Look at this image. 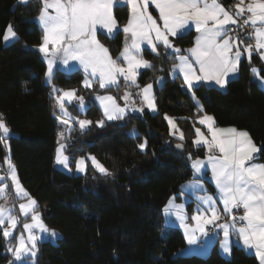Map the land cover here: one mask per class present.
<instances>
[{
    "label": "trees",
    "instance_id": "trees-1",
    "mask_svg": "<svg viewBox=\"0 0 264 264\" xmlns=\"http://www.w3.org/2000/svg\"><path fill=\"white\" fill-rule=\"evenodd\" d=\"M232 1L223 0L227 5ZM41 7L40 0L26 4L0 0V114L16 133L9 138L11 158L23 185L44 210L45 222L62 234L57 243L41 245L40 264H259L255 255L239 245H234L230 258L217 248L207 256L180 255L186 246L184 234L163 223L169 199H181L182 185L194 178L188 154L194 158L205 153L204 147L192 143L202 112L212 114L217 125L247 129L260 147L256 159L264 164V90L251 75L254 64L264 72L259 57L252 54L251 61L244 59L239 75L226 90L202 84L193 89V99L181 87V77L170 75L175 54L160 48L157 55L145 48L143 55L152 67L141 71L139 83L165 77L156 90L158 111L145 109L141 115L107 122L103 127L95 124L101 112L91 101L92 92L81 86L83 73L57 70L55 81L62 88L77 87L85 95L90 103L87 116L93 120L87 130L74 132L68 139L69 154L74 159L92 153L113 173L106 176L88 168L85 174H69L54 165L59 126L55 100L44 80L46 63L37 49L43 31L33 20ZM114 15L119 31L113 37L100 32L99 38L116 58L125 45L128 6L116 5ZM8 24L18 36L5 45ZM193 39L194 31H190L174 42L185 48ZM197 101L202 111H198ZM166 114L176 117L184 140L169 134ZM133 127L136 135L129 133ZM145 139L147 147L141 151L137 145ZM178 142L186 146L184 153L175 147ZM5 151L0 141V161ZM10 259L0 231V264H8Z\"/></svg>",
    "mask_w": 264,
    "mask_h": 264
},
{
    "label": "snow or ice",
    "instance_id": "snow-or-ice-1",
    "mask_svg": "<svg viewBox=\"0 0 264 264\" xmlns=\"http://www.w3.org/2000/svg\"><path fill=\"white\" fill-rule=\"evenodd\" d=\"M18 2L26 4L30 0H18ZM40 2L42 7L36 19L42 25L43 37L39 51L48 61L46 77L51 78L53 64L59 57L65 65L70 60L79 63L85 72L82 82L85 88H92V78L98 81L100 88L118 84L119 78H123L129 86L139 89L135 95L140 97L142 107L134 106L133 93L127 90L122 97L125 101L123 107L111 95L96 96L95 99L99 100L103 107V119L95 121L99 127H103L105 121L124 119L128 111L143 112L144 107L153 111L156 109L153 85L149 83L141 88L137 83L139 70L152 67V62L142 56V43L146 42L150 45L152 52L157 55L159 54L157 42L165 49H173L179 54L181 49L173 46L169 35L176 37L190 24L195 25L198 35L194 45L184 50L189 55H177L178 63L173 64L170 69L174 76L182 74L181 87L189 90L193 99H196V94L191 90L200 82L214 81L215 84L224 87L229 75L238 72L241 57L245 53L249 61L254 51L264 60V0H239L238 3L227 8L221 0H126L131 12L123 32L130 34L131 43H128L129 36L126 35L125 46L115 59L109 54V49L97 39V31L106 30L108 34L119 31L113 13V5L119 0H40ZM150 3L159 11L162 27L148 10ZM229 25H238L241 31L234 32L228 27ZM249 27L252 29L250 32L247 31ZM16 36L13 25L8 24L3 34L4 41L7 42ZM245 39L253 40L254 43L245 44ZM49 46L55 51H50ZM60 53L62 55H59ZM120 61L124 64L119 63ZM252 71L256 73L257 69L253 68ZM157 80H163V77H158ZM261 83L264 84V80ZM52 91L59 93L54 96L59 111L69 117L67 120H62V123L67 125L75 120L81 130L93 123L88 119L72 117L65 107L66 102L76 101L79 109H84V97L76 94L77 89L64 90L53 86ZM129 104L133 106L130 108ZM202 110L203 106L200 105L198 111ZM165 119L169 124V134L178 135V139L184 140V133L176 124V118L165 115ZM198 122L206 126L210 138L200 128H195V139L192 143L196 147H207L209 155L206 160H202L193 159L192 153H189L188 159L191 161L194 174L210 166L218 197L214 198L208 194L197 197L200 204L196 213L191 216L194 224L186 222L188 217L183 211V205L174 204L172 199L166 205L165 211L171 214L175 210L174 214L184 229L188 245L198 243L197 232L207 236V226H214L224 233V239L221 241L222 251L230 253L229 230L232 229L243 246L254 249L260 264H264V164L253 163L254 154L260 149L256 147L247 131L235 127H215L214 118L207 114L199 117ZM131 134H137L135 129ZM9 135L10 129L0 114V141L5 140ZM64 140L63 132L59 133L56 163L68 168L69 158L64 154L67 143L62 142ZM146 147V139L137 145L141 151ZM176 147L183 148V144H177ZM87 159L100 174L113 175L95 156L90 155ZM85 160V157H80L76 161L77 171H86ZM5 162L9 171L7 176H0V198L7 201L9 185L2 181L9 179L15 195L27 198L25 203L19 205L20 213L25 217L31 215V222L23 224L24 231L19 236L13 237V232L20 222L19 218L12 215L11 210L4 204H0L2 235L5 239H16V244L8 247L7 251L13 254L15 261H21L22 257L34 258L37 255V244L45 239V234L47 238L53 239L58 233L48 229L44 224L41 214L35 211L36 200L20 184L8 157L5 158ZM182 187L206 193L203 186L195 181ZM217 199L223 205V213L230 217L228 222L217 223L221 218L220 209L216 204ZM237 209H242L243 214L233 215V211ZM237 221L241 222L239 227ZM34 230H39L40 235ZM9 264H13V261H9Z\"/></svg>",
    "mask_w": 264,
    "mask_h": 264
},
{
    "label": "rangeland",
    "instance_id": "rangeland-1",
    "mask_svg": "<svg viewBox=\"0 0 264 264\" xmlns=\"http://www.w3.org/2000/svg\"><path fill=\"white\" fill-rule=\"evenodd\" d=\"M116 5H117V4H116ZM114 8H115V5H113V13H114ZM50 11H51V10H50ZM38 16H39V15L35 16V17L33 18V20L37 21V22L40 24V22L38 21V19H36ZM114 16H115V15H114ZM40 26H41V28H42V25H41V24H40ZM13 29H14V27H13ZM14 31H15V29H14ZM15 32H16V31H15ZM116 33H117V31L114 32V33L111 34V35L109 34V36H112V37H113V36L116 35ZM17 36H18V35H17ZM17 36H16L15 38H13V39H10V40L7 41V42L4 41V39H3L4 44H5V45H9V44H11L13 41H15V40L17 39ZM97 38H98V40H99V41L105 46V44L100 40V38H99V34H98V33H97ZM128 43H131V39H130V41H128ZM172 44H173V46H174L175 48H178V46L175 45L173 42H172ZM124 46H125V45H124ZM124 46L122 47L121 51L123 50ZM49 47H50V51H55V50L51 49V46H49ZM105 47H106V46H105ZM144 47H145L144 44H141V53H142V56H143L144 59L149 60L147 57H145V55H143ZM147 47L151 49V46L148 45V44H147ZM106 48H107V47H106ZM37 49L39 50V46H38ZM169 50L171 51V49H169ZM172 50H173V49H172ZM121 51H120V52H121ZM109 54H110V52H109ZM40 55H41L42 59L44 60V62L46 63V72H47V70H48V61H47V59L45 58V56H44V54H43L42 52H40ZM59 55H62V53H60ZM110 55H111V54H110ZM111 56H112V55H111ZM112 57H113V56H112ZM49 58H51V57H49ZM113 58L115 59V57H113ZM149 61H150V60H149ZM119 63L124 64L123 61H120ZM144 69H146V68H142V69H140V70H139V73H141V71L144 70ZM57 70H61V71L66 72V73H71V72H74V71L80 70V71L83 73V79H82V82H83V80H84V78H85V72H84L83 68L79 65V63H78L77 61H73V60H70V61L68 62V64L65 65V64H63V63L61 62V60L59 59V57H57L56 60H55V62H54V64H53V72H52V76H51V78H48V77H46V75H45V76H44V80H45L46 84H48V85L50 86V95H51L53 98H54L55 95L59 94V93H53V91H52L53 86H55L57 89H64V90L77 89V93H76V94L79 95V96H83V97H84V101H85V107H84V109H83V110H80L79 107H78V102H76V101H72L71 103L66 102V103H65V107L67 108L68 112L70 113V115H71L72 117H78L79 119H88V120L93 121L90 117L87 116V111H88V109H89V105H90V103H89V101L86 99L85 95H84L83 93H79V88H77V87L62 88V87H61V86L55 81V75H56V73H57ZM46 72H45V73H46ZM139 75H140V74H139ZM139 75H138V77H137V83L140 85L141 88H142L144 85L149 84V83H151V84L153 85L152 91H153V94H154V96H155V102H156V109H155L154 111L151 110V109H148L147 107H144V110L147 109V110H149V111L152 112V113H156V112L158 111L157 101H156V90L162 86V84H163L164 81H165V77H164V75H159V76H157L155 79H152V80L148 81L146 84L141 85V84L139 83ZM171 75H173V74L171 73ZM158 77H163V80H159V81H158V80H157ZM92 79H93V86H92V88H85V87L83 86V83H82V82H81V86H82L86 91L88 90V91H91V92H92V98H91V101H92L94 104H96V106H98V108L100 109L101 117H100L99 119H97L96 121H98V120H100V119H103V107H102V105H101V102H100L99 100L95 99L96 96L111 95V96L115 97V98H116V102H117L118 104H120L121 107H123V106L125 105V101L122 99V97H123V95H124V92L127 90V91L133 93V98L135 99V105H134V106H135V107H142V106H143V104H142V102H141V100H140V97L135 95V93L139 92V89L136 88L135 86H129V85L127 84V82H125V81L123 80V78H119V83H118V84H114V85H111V86L106 87V88H100V87H99V83H98V81H97L95 78H92ZM110 89H112L113 91L110 90ZM54 100H55V99H54ZM200 105H202V104L200 103ZM132 106H133L132 104H129V107H130V108H131ZM142 113H143V112H138V111H128V113H127V115L124 117V119L127 118V117L130 116V115H141ZM166 115L169 116V117H174V116H172V115H170V114H166ZM54 116H55V118H56V120H57V122H58V126H59V130H58V139H59V133L63 132L64 137H65V140L62 141V142H66V143H67V148L65 149V153H64V154L67 155L68 158H69V161H68V163H69V167H68V168H65L63 165H60V164H57V163H56V153H55V158H54V165H55V167L58 168V169H61V170L65 171V172H67V173H69V174H75V175L85 174V173L87 172L88 168H92L93 170L96 171V169L93 167L91 161L87 159L88 156L92 155V156H95V157L97 158L98 161H100V159H99L96 155H94V154H92V153H87V154H85V155H76V156L74 157V159H73L72 156H71V155L69 154V152H68V143H69V142H68V139L73 138V136H74V132H75V133H77V132H83V131L87 130V129L90 127V125H88L84 130H81L80 127H79V124H78L75 120L70 121V124H67V125L64 124V123H62V120H67V119H69V117L64 116V115L59 111L58 107L56 106V102H55V113H54ZM174 118H176V117H174ZM121 120H123V119H121ZM4 121H5V120H4ZM112 121H114V120H112ZM107 122H111V121H105V123H107ZM175 122H176V124L178 125L179 129L183 132V130H182V129L180 128V126H179V123H178L177 119H176ZM6 125H7V123H6ZM104 125H105V124H104ZM7 126H8V125H7ZM8 128L10 129V135H9L5 140H3L6 151H5V155H4L3 159L0 161V176H7V174H8V171H9V169H8V164L5 162V158L8 157V159H10L12 165H13L14 168H15V172H16V174H17V176H18V179H19V181H20V184L23 186L24 189H26V187L23 185V183H22V181H21V179H20V177H19V175H18L17 168H16V166H15V164H14L12 158H11V148H10V144H9V138H10V137H13V136H16V133H15V132H14L9 126H8ZM133 129H135L136 133H138L137 128H136V127H133V128L129 131L130 134H131V132H132ZM203 132H204V131H203ZM204 134L207 136L206 132H204ZM131 135H132V134H131ZM173 137L178 138V135H177V136H173ZM194 139H195V138H194ZM57 141H58V140H57ZM57 147H58V144H57ZM57 147H56V149H57ZM80 157H85V158H86V160H85V162H86V171H85V172H79V171L76 170V161L79 160ZM100 162H101V161H100ZM101 163H102V162H101ZM102 164H103V163H102ZM103 165H104V164H103ZM104 166H105V165H104ZM96 172H98V171H96ZM98 173H99V172H98ZM2 183H4V184H8V185H9L7 191L10 193V195L7 196V201H5L4 199L0 198V204H4L7 208H9V209L11 210V214L14 215V216H17V217L19 218V221H20V222L18 223V225H17L16 230L13 232V237H16V236H19L20 233H21L22 231H24V229H23V224H24V223H30V222H31V215H30V214H29L27 217H25V216H24L23 214H21L20 211H19V205L22 204V203H25L26 200H27V198H26V197H17V196L15 195L14 190H13V188L11 187V181H10L9 179H5L4 181H2ZM26 190H27V189H26ZM27 192H28V190H27ZM28 193H29V192H28ZM29 194H30V193H29ZM180 194H181V193H180ZM181 195H182V194H181ZM30 196H31L33 199L36 200L37 205H36L35 211L41 214V218H42L44 224L47 226L48 229H50V230H55V231L58 233V236H57L56 238L49 239V238H47V236H46V234H45V239L41 240V241L38 242V244H37V255H36L34 258L31 257V256H26V257H22L21 261H15V259H14V257H13V254H12L11 252H8V251H7V252L10 254V256H11L10 261H13V264H40V262H39V254H40V247H41V245H42L44 242L57 243L58 239L61 238V236H62V234H61L60 231H58L56 228L50 227V226L45 222V220H44V215H43V211H44V210L40 207V205H39L37 199H36L34 196H32V195H30ZM183 197H186L185 194H183ZM188 197H189V198H187V200L184 199V200H180V201L177 200V197H176V196H172V197L170 198V199L173 200V203H174V204H176V205H183V211H184L185 215L188 217V219H187V221H186L187 223L190 222V209H189V208H190V206H189V205H190V204H189L190 196H188ZM170 199H169V200H170ZM191 201H192V200H191ZM168 202H169V201H168ZM168 202H167L166 205H168ZM165 207H166V206H165ZM165 207H164V209H163L164 211H165ZM44 209H45V208H44ZM174 211H175V210H173V212H172L171 214L165 211V217H166V222H165V224H164V227H165V228H167L168 225L170 224V218H171L172 216L175 217L174 219H175L178 223H180V221L176 218V216H175V214H174ZM163 213H164V212H163ZM217 223H218V222H217ZM189 224H190V223H189ZM5 226H7V225H5ZM182 229H183V228H182ZM0 231L2 232V230H0ZM34 231L36 232L37 235H40L39 230H34ZM183 231H184V229H183ZM24 234H25V236L27 235L26 232H25ZM184 234H185V232H184ZM200 236H201V235H200ZM203 237H205V236H203ZM206 237H209V235H207ZM214 237H217V235H215ZM5 243H6L7 248H8V247H11V246H14V245L16 244V239H15V238L5 239ZM182 250H183V251H182ZM209 253H210V252H208V254H206L205 256L209 255ZM179 254H180V255H184V256H189V255H199V254H193V253L190 254V245H188L187 240H186V246L180 250ZM200 256H202V255H200ZM224 257H226V256H224ZM230 257H231V255H230L229 257H226V258H230ZM8 264H9V263H8Z\"/></svg>",
    "mask_w": 264,
    "mask_h": 264
},
{
    "label": "crops",
    "instance_id": "crops-1",
    "mask_svg": "<svg viewBox=\"0 0 264 264\" xmlns=\"http://www.w3.org/2000/svg\"><path fill=\"white\" fill-rule=\"evenodd\" d=\"M238 2H239V0H233V1L230 3V5H227V4H225L223 1H221V3H223L224 6H225L226 8L229 7V6H231V5L236 4V3H238ZM116 4H117V5H118V4L127 5L126 0H119V2H118V3H115L114 5L116 6ZM127 6H128V9H129V15H130V12H131L130 6H129V5H127ZM148 10H149V12L152 14V16H153L155 19H157V22H158V23L161 25V27H162L163 22H162L161 20H159V11L155 8V5L150 3V4H149V9H148ZM128 18H129V16H128ZM127 21H128V19H127ZM125 24H127V22H126ZM123 27H124V26H123ZM118 28H120L119 25H118ZM190 31H194V39H193V43H192V45H190V46H188V47H185V48H180V47H178L179 49H181V52H180L179 54L175 53L172 49H171V51H170L169 49H166V50H169L171 53H174V54H175V61L173 62V64L178 63V60L176 59L177 55H186V56L189 55V54H188L186 51H184V50L193 47L194 42H195V38H196V36L198 35V33H197V31L195 30V25H194V24H190V26H189L187 29L183 30L182 34H179V35H177L176 37H172L171 35H169V39H170V41L173 42V43L175 44L174 40H175L177 37H179V36H181V35H184V34L190 32ZM100 32H102V33H104V34H106V35L109 36V34L106 32V30H99V29H98L97 33L99 34ZM114 32H116V31H114ZM114 32H113V33H114ZM113 33H112V34H113ZM110 35H111V34H110ZM127 35L129 36V41H130V34H127ZM153 35H154V34H153ZM97 39H98V38H97ZM142 44H144V46H145L144 49H145V48H148L146 42H145V43H142ZM175 45H176V44H175ZM160 48H165V47H164L162 44H160V43L157 42V51H158ZM148 49H150V48H148ZM150 50H151V49H150ZM241 50L243 51V48H242ZM252 54H253V53H252ZM251 57H252V56H251ZM258 57H259V59H260L261 64L264 66V60L261 59L260 54H259ZM244 59H248V56H247L246 53L241 57V61H240V65H239L238 72L235 73V74H230V75H229V77L227 78V81H228V82H227V84H226L224 87H221L220 85L215 84L214 81L200 82V83H198L196 86H199V85H202V84H203V85H206V86H215V87H218V88H220V89H222V90H226V89H227V86H228V83H229L232 79L236 78V77L239 75V71H240L241 63H242V61H243ZM248 60H249V59H248ZM173 64H172V65H173ZM253 68L257 69V72L254 73V72L252 71V73H251V75H252V79H253L254 81L257 82L258 86H259L261 89L264 90V84L261 83V81L264 80V72L261 70L262 68H261L260 65L254 64V65L252 66V69H253ZM170 75H171V72H170ZM171 76L174 77V75H171ZM175 76H180L181 79H182V81H183L182 74H181V75H175ZM196 86H195V87H196ZM195 87H194V88H195ZM194 88H193V89H194ZM193 89H192L191 91H193ZM199 106H200V103H199ZM204 114L210 115V116H212V117L214 118V121H215V125H214V126H215V127H218V128L235 127V128H237L236 126H233V125H226V126H220V125H217L215 117H214L212 114L207 113V112H202V113L199 115V117H202ZM199 117H198V118H199ZM198 123H199V122H198ZM197 128H200L202 132H203V131L206 132L207 136H209V138H210V134L208 133L207 128H206L205 125H201V124L199 123V126H198ZM237 129H238V130L247 131V132L249 133V135H250V132H249L247 129H240V128H237ZM250 137H251V135H250ZM251 138H252V137H251ZM252 141H253V139H252ZM253 142H254V141H253ZM254 144L256 145V147H257L258 149H260V147H259L255 142H254ZM204 148H205V153H204V155L194 157L193 159H197V158H198V159L206 160V158H207V156L209 155V153H208L207 147H204ZM214 154H217V155H218V153H214ZM258 155H259V152H257L256 154H254V160H253V163L263 164L261 161H259V160L256 159V158L258 157ZM193 173H194V169H193ZM194 181L197 182L198 184L202 185V186H203V189L206 190V193L203 192V191H198V190H197V191H193V190H191V189L188 188V187H182V191H181V194H182V195H181V199H178V198H177L178 201H180V200H184V199L187 200V198H189L188 196H190V201H189V204H190V205H189V206H190V208H189V209H190V222H188V223H190V224H194V223H195L194 221L191 220V216L194 215V214L196 213L197 206L200 204V201L197 199V197H199V196H203V195H205V194L211 195V196H213L214 198L218 197V190H217V188H216L215 181L212 179V172H211V168H210V166H207V167H205L204 169H202V171H201L200 173H195V174H194V178H192V179L186 181L182 186H187V185H189L191 182H194ZM183 194H185L186 197H183ZM191 200H192V201H191ZM216 204H217V207L220 209V212H221V218H220V220L218 221V223L222 224V223L228 222V221L230 220V217L228 216V214H224V213H223V205L221 204V202L219 201V199L216 200ZM163 212H164V213H163V223L165 224V222H166L165 211L163 210ZM174 218H175V217H173V216L170 218V224L168 225L167 228H179V229L182 231V233L184 234V231H183L182 227L180 226V223H178ZM229 231H230L229 241H230V248H231L230 253H224V252L222 251V248H221V241H223V239H224V233H223V230L220 229L219 232H217V233L214 234V235H209V237H206V236L203 237L202 235L200 236V234L197 232L196 235H197V237H198V243H197L196 245H190V254L193 253V254H199V255L205 256L206 254H208V252H211L214 248H217L218 251H219L223 256L229 257L230 255H232V251H233V247H234V245H239V246H242V247H243L248 253L255 255V250H254V249H247L246 247L243 246L242 241H239V240H238V236H237V234H236V232H235L234 230L230 229ZM215 235H217V237H214ZM184 236H185V234H184ZM185 239H186V238H185ZM255 256H256V255H255ZM257 259H258V258H257ZM258 261H259V259H258ZM259 264H260V261H259Z\"/></svg>",
    "mask_w": 264,
    "mask_h": 264
},
{
    "label": "built area",
    "instance_id": "built-area-1",
    "mask_svg": "<svg viewBox=\"0 0 264 264\" xmlns=\"http://www.w3.org/2000/svg\"><path fill=\"white\" fill-rule=\"evenodd\" d=\"M221 1H223V0H221ZM228 27H229L232 31H234V32H240V31H241V30L239 29L238 25H229ZM247 31L250 32V31H252V29L249 27V28H247ZM242 35H243V34L241 33V36H242ZM246 41H247V44H249V43H254L253 40H248V39H246ZM253 54L259 56V53L256 52V51H254ZM8 195H10V193L7 191V196H8ZM242 214H243V210H242V209H237V210H234V211H233V215L240 216V215H242ZM240 224H241V222L237 221V227H239ZM207 230H208V235H214V234H216L217 232L220 231L219 228H216V227H214V226H207Z\"/></svg>",
    "mask_w": 264,
    "mask_h": 264
},
{
    "label": "water",
    "instance_id": "water-1",
    "mask_svg": "<svg viewBox=\"0 0 264 264\" xmlns=\"http://www.w3.org/2000/svg\"><path fill=\"white\" fill-rule=\"evenodd\" d=\"M177 144H182L181 142H178ZM176 144V145H177ZM176 145H175V147H176ZM177 148V147H176ZM179 151H181V152H185V150H186V146L183 144V148H177Z\"/></svg>",
    "mask_w": 264,
    "mask_h": 264
}]
</instances>
